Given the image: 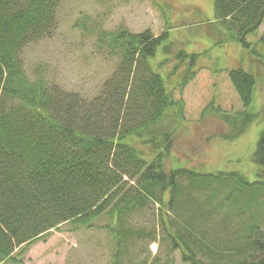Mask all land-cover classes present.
Instances as JSON below:
<instances>
[{"label":"trees","instance_id":"1","mask_svg":"<svg viewBox=\"0 0 264 264\" xmlns=\"http://www.w3.org/2000/svg\"><path fill=\"white\" fill-rule=\"evenodd\" d=\"M60 3L0 0V263L21 264L23 247L66 222L90 228L105 218L112 264H125L122 247L141 234L127 227L130 216L153 204L168 250L182 262L264 264V128L252 152L261 169L255 180L237 171L167 168L184 102L156 67L184 64L183 87L203 52L172 51L167 28L102 31L97 46L118 60L99 93L84 98L31 79L23 67V48L56 29ZM213 11L227 41L262 60L264 32L247 37L264 20V0H213ZM159 53L166 56L155 67ZM227 71L242 108L208 103L202 118L210 113L225 126L210 140H233L264 114L251 109L255 73L239 65Z\"/></svg>","mask_w":264,"mask_h":264},{"label":"rangeland","instance_id":"2","mask_svg":"<svg viewBox=\"0 0 264 264\" xmlns=\"http://www.w3.org/2000/svg\"><path fill=\"white\" fill-rule=\"evenodd\" d=\"M120 28L133 33L150 29L154 34L167 28L172 51L203 52L193 78L183 87L184 64L175 70L171 59L156 67L166 56L162 53L154 61L157 70L168 76L167 86L174 98L184 102L183 119L176 126L166 167L183 166L202 173L237 171L249 180L257 179L261 169L253 162L252 152L264 128V114L233 140L218 136L208 139L224 131L225 126L210 113L202 118V110L211 101L228 112L242 108L227 75V69L235 65L255 73L257 85L251 109L264 110V57L254 60L236 43L227 41L214 17L213 0H61L52 35L23 48L25 72L31 79L43 77L49 86L77 92L84 98L94 97L118 60L97 46L98 34ZM263 32L264 20L247 39L255 40ZM220 36L226 37L224 42H218ZM105 223L106 219L100 218L94 227L73 228L66 222L23 247L18 258L21 264H112L115 246ZM127 227L141 234L129 237L122 247L125 264H187L176 250L169 252L159 227L157 205L132 213ZM203 227H209L208 223ZM153 233L156 238L150 241ZM0 264L17 263L5 260Z\"/></svg>","mask_w":264,"mask_h":264}]
</instances>
